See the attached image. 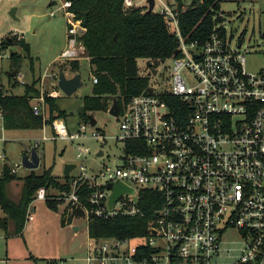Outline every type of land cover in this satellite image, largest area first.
<instances>
[{"label":"built area","instance_id":"1","mask_svg":"<svg viewBox=\"0 0 264 264\" xmlns=\"http://www.w3.org/2000/svg\"><path fill=\"white\" fill-rule=\"evenodd\" d=\"M51 1L55 6L49 16L62 12L71 27L70 47L58 59L77 61L84 49L76 38L85 30L67 11L70 3ZM165 1L154 0V8L160 5L157 14L178 40L170 89L158 95L154 89L147 91L119 109L111 139L120 146V163L112 169L102 165L98 172L86 164L76 165L78 175L71 178V191L63 197L69 212H84L86 225L89 215L98 219L142 216L141 193L158 195L159 209L152 213L144 238H89L85 261L211 264L222 251L228 230H235L244 248L232 264H264V66L256 72L247 70L241 42L232 47L221 25L203 44L187 43L178 24L185 8ZM123 2L125 8L137 7L133 0ZM141 3L147 8L146 0ZM183 69L192 74V86L181 76ZM91 82L94 86L97 78ZM32 108L35 116L48 121L44 97ZM2 121L0 111V129ZM51 124V140L77 142L79 160L86 158L89 140H107L98 129L87 135L89 124H81L72 134L61 120ZM97 153L96 157L105 158L102 149ZM10 173L16 174L14 167ZM118 183L133 192L123 194L109 210V197ZM84 189L90 209L80 202ZM35 199L45 201V189H39ZM27 220H31L30 208Z\"/></svg>","mask_w":264,"mask_h":264},{"label":"rangeland","instance_id":"2","mask_svg":"<svg viewBox=\"0 0 264 264\" xmlns=\"http://www.w3.org/2000/svg\"><path fill=\"white\" fill-rule=\"evenodd\" d=\"M133 1L139 8L144 6L141 0ZM185 1L188 4V0ZM48 2L54 4L51 0H0V42L6 37L16 38V40L23 39L29 45L30 57L34 61L31 65L32 70L27 59H23L19 69H13L9 56L14 52H20L21 49L16 46L8 49L0 47V87H2L3 93L20 95L24 92V84L31 85L32 82H35V87L40 92L38 98L56 99V106L64 113V117L55 120L65 123L68 132L72 134L78 132L82 124L79 121L78 113L83 98L93 96L94 86L91 81L94 75L91 72L89 60L78 51L79 75H81L83 85L70 97L63 95L57 88L58 72L61 66L64 67L63 73L67 78H72L76 74H73L69 67L70 63L74 61L58 59L62 51L69 47V43L66 41V20L62 12L56 13L54 17L49 16L50 10L55 4L50 5V10H48ZM165 2L169 6H175L173 0ZM159 7L160 5L156 4L153 12L158 13ZM13 9L16 12L15 19H12L10 15ZM213 20L214 28L222 26L232 47L237 48L241 42V49L246 53L247 70L256 72L263 68L264 0H223L219 11L214 14ZM70 28L69 26L68 30ZM78 46L76 45L75 48ZM151 64L152 66L148 67L147 60H139L137 62L138 73L141 78L148 80L149 86L154 89V94L158 95L169 90L172 85L171 74L174 59ZM152 69L157 73L156 76L153 75ZM180 72L188 85L192 86V74L186 69ZM10 78L13 80L11 81ZM51 93H56L57 96H49ZM38 98L32 101V105L37 102ZM109 109L93 113L91 116L97 122L96 126L86 127L87 135L92 129L104 131L106 142L89 140L86 158L82 157L80 160L76 158L78 154L77 142L51 140L54 138L51 124L54 120L50 121L48 113V121L43 122L41 119L40 130L7 131L2 127L0 129V154L5 158L0 159V176L4 167H14L16 173V180L6 186L7 196L11 202H18L21 195V182L31 173L21 166V159L23 154L28 155L32 149H35L40 157L39 167L33 170V173L41 175L43 171L51 169L53 176L60 182H64L63 169L66 164H86L87 169L97 172L102 165L111 169L118 165L121 156L120 146L114 145L111 139L116 132L118 122L109 116ZM43 137L46 138V141L42 140ZM99 149L103 150L105 158L96 157ZM77 175L78 171L74 170L71 173V178ZM54 194L58 193L50 190L49 195L52 196V199L63 202V205L58 208V213L61 214L67 204L63 197L62 199L54 197ZM31 205L36 208V214L33 217L35 221L38 220L41 223V228L39 233L28 230L32 237L28 234L25 237L30 252L35 255L34 257H38V264H47L46 261H53L54 264H87L85 251L89 236L87 235L85 214L83 218L74 219L72 223L67 224L64 223L63 218L62 222L60 219L47 220L44 213L50 215V212L47 211L44 201L34 199ZM4 217V211L0 208V220ZM32 220L25 223V226L32 224ZM74 227H78L79 230L74 231ZM11 228L13 231V224H11ZM2 234L3 232L0 230V240L4 241L1 237ZM222 242V251L213 257L211 264H232L244 248L239 234L235 230H228L227 236L222 239ZM1 253L0 247V255Z\"/></svg>","mask_w":264,"mask_h":264},{"label":"trees","instance_id":"3","mask_svg":"<svg viewBox=\"0 0 264 264\" xmlns=\"http://www.w3.org/2000/svg\"><path fill=\"white\" fill-rule=\"evenodd\" d=\"M70 3L67 9L74 21L79 22L85 30L78 36L77 43L84 49L85 58L89 60L91 72L97 83L93 87V96L82 100L78 113L79 121L88 124V116L96 111H107L115 99L120 109L133 97L148 91V80L141 78L138 73L137 62L147 60L148 63H159L173 58L177 50L178 40L174 37L164 18L157 14H147L142 8H125L124 0H62ZM223 0H173L179 9L185 11L178 17L181 35L187 43L197 42L203 44L212 32L215 22L213 16L220 9ZM51 6L54 4H50ZM115 37V40H114ZM18 47L20 52L9 56L13 69H19L23 59L34 62L30 57V47L23 39L6 37L0 42L2 49ZM152 66V64H151ZM73 74H79L78 61L70 63ZM32 69V67H31ZM61 66L60 71L63 72ZM11 79V78H10ZM13 79H11L12 81ZM24 95H8L0 91V111L3 115L2 125L7 131H32L40 130L41 118L33 113L32 101L39 97L40 92L31 85H24ZM45 108L51 120L63 119L64 113L57 108L55 100L45 97ZM177 102V101H176ZM16 180L10 173V167H4L0 176V208L5 217L0 220V229L7 231L13 224V234L19 235L25 227L30 204L34 201L36 193L43 188L46 192L44 204L50 211L57 212L63 205L62 201L52 199L50 190L58 193L54 197H64L71 191V177L60 182L53 176L51 169L43 171L41 175L33 172L25 177L21 184V195L17 203L11 202L7 196L6 186ZM87 189L82 190L80 202L86 209ZM160 197L154 193H141L139 207L142 216L123 217L116 216L112 219L95 218L88 216L87 235L90 239L113 238L130 240L135 237H146L148 221L152 213L159 209ZM64 209L63 217H67V224L73 219L84 217L82 210L68 211Z\"/></svg>","mask_w":264,"mask_h":264},{"label":"water","instance_id":"4","mask_svg":"<svg viewBox=\"0 0 264 264\" xmlns=\"http://www.w3.org/2000/svg\"><path fill=\"white\" fill-rule=\"evenodd\" d=\"M146 4H147V10L146 13L147 14H151L154 11V0H146ZM15 10L13 9V11H11L10 15L12 17V19H15ZM115 40V37H114ZM177 53V50L175 51V53L173 54L175 56V54ZM151 66V63H148V67ZM153 75L156 76V72L154 69L151 70ZM83 85L82 81H81V75L76 74L74 77L72 78H67L66 75H64V73L62 71L58 72V81H57V88L59 89V91H61L63 93V95L70 97L72 96L74 93L77 92V90ZM148 91L152 92L153 89L151 87H148ZM119 109L120 107L118 106L117 102L115 99L112 100L111 103V108L109 109V116L111 117H117L119 114ZM88 123L91 127H95L96 123L95 120L93 119L92 116H88ZM97 156L100 157L101 152L99 151L97 153ZM40 164V157L37 154V151L35 149H32L29 151V154H23L22 155V159H21V166L25 169L28 170L30 172H33V170L37 169L39 167ZM76 165L73 164H66L64 166L63 169V178H69L71 173L75 170ZM110 188V187H109ZM132 190L126 188L125 186L121 185L120 183L114 185L113 188V193L111 194V196L109 197V201H108V209L111 210L115 204V201L117 199H119L123 194H132Z\"/></svg>","mask_w":264,"mask_h":264},{"label":"crops","instance_id":"5","mask_svg":"<svg viewBox=\"0 0 264 264\" xmlns=\"http://www.w3.org/2000/svg\"><path fill=\"white\" fill-rule=\"evenodd\" d=\"M50 4L51 3L48 2V5H47L48 10H50L49 9ZM15 15H16V12H15ZM65 25H66L67 31H68L69 27L66 24V22H65ZM67 31H66V38H67L66 41H67V43H69L68 42L69 36L67 34ZM69 47H70V43H69ZM69 47L66 48L65 50L69 49ZM65 50H63V51H65ZM15 95H17V94H15ZM22 95H24V92H23V94H20V95L18 94V96H22ZM0 143H1V141H0ZM70 177H71V175H70ZM29 208H30L31 220L33 219L32 220L33 222H32V224H27V226L24 227L23 231L21 233H19V235H14L12 233L11 225L9 226L7 231L4 229L3 230L0 229L1 232H3L1 237H3V240H4V241L0 240V247H1V251H2V253L0 255V264H38V262H37L38 257H34L35 255H33V253L30 252L28 245H27V242H26L25 235L28 234V235H30V237H32V235L28 233V230H31L32 232L39 233L40 228H41V223L38 220H36V221L34 220L33 215L36 214V208L32 207V205ZM47 211L50 212V215H47L46 213H44V216L47 218V220L49 219V220L56 221L57 219L61 220L63 218L64 223H66V221H67L66 219L68 216L67 217L62 216L64 211L61 214H59L58 211L54 212V211H50L48 209H47ZM31 220H27V222H29ZM73 221H74V219H73ZM61 222H62V220H61ZM78 230H79L78 227H74V231L77 232ZM88 240H89V238H88ZM40 260H45V259H40ZM46 262H47V264H54L53 261H46Z\"/></svg>","mask_w":264,"mask_h":264}]
</instances>
